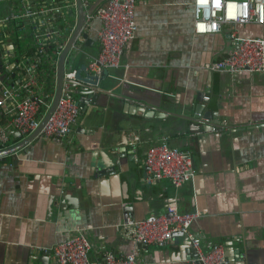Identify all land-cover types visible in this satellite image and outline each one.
Returning a JSON list of instances; mask_svg holds the SVG:
<instances>
[{"label":"crops","instance_id":"obj_1","mask_svg":"<svg viewBox=\"0 0 264 264\" xmlns=\"http://www.w3.org/2000/svg\"><path fill=\"white\" fill-rule=\"evenodd\" d=\"M194 19L193 0H139L137 33L121 65L103 73L104 91L81 102L78 85L71 142L39 136L0 158V264H59L53 248L77 228L91 241L92 260L111 251L133 254L137 264H198L182 234L158 246L122 230L128 215L162 214L171 202L198 214L192 228L204 249L222 244L234 264H264V72L205 67L234 50L233 32L264 38V24L226 23L198 34ZM23 31L5 38L12 62L30 38ZM82 49L72 60L78 71L99 53L95 32ZM84 79L94 82L82 71ZM113 86L123 99L105 93ZM139 103L156 110L138 114ZM10 119L0 110V126ZM163 138L193 154L195 176L181 187L145 179L146 151ZM21 140L11 130V145Z\"/></svg>","mask_w":264,"mask_h":264},{"label":"built area","instance_id":"obj_2","mask_svg":"<svg viewBox=\"0 0 264 264\" xmlns=\"http://www.w3.org/2000/svg\"><path fill=\"white\" fill-rule=\"evenodd\" d=\"M138 1L106 0L86 13L75 43L80 48L86 39L84 34H96L99 53L82 70L94 81H90L92 88L98 86L105 70L121 65L125 48L137 33ZM58 2L0 0V110L11 117L6 125L0 126V150L11 146V130L19 131L22 139L36 131L54 103L59 58L72 33L65 22V14L74 10L76 21L78 16L76 0L59 5ZM84 5L87 9V3ZM193 10L194 29L198 34L219 32L226 23L264 24V0H193ZM95 20L101 22L99 28L94 27ZM18 30L31 34L30 45L20 53L16 49V59L12 62L5 38ZM231 37L235 42L234 50L205 67L233 74L242 70L264 72V38L239 36L236 32ZM52 48L57 54L54 63L50 56ZM82 71L65 69L61 96L40 136L71 142L81 111L75 98L78 85L74 81ZM202 116V112H197V117ZM213 129H218L217 125L213 124ZM134 138L138 140L139 136ZM143 164L147 183L166 178L178 188L195 176L192 152L171 146L166 138L147 149ZM197 218L196 212H183L175 202H171L162 214H151L143 219L128 215L122 230L138 244L158 246L168 244L180 233L187 238L196 252V259L202 264H234L228 258L224 245L203 248L201 236L192 228ZM91 247L86 232L77 228L72 236L58 242L53 251L59 264H137L135 255H116L111 251L105 252L101 259L92 260L89 256Z\"/></svg>","mask_w":264,"mask_h":264},{"label":"water","instance_id":"obj_3","mask_svg":"<svg viewBox=\"0 0 264 264\" xmlns=\"http://www.w3.org/2000/svg\"><path fill=\"white\" fill-rule=\"evenodd\" d=\"M69 1L70 0H65L64 2H69ZM104 1H106V0H96L94 2L88 1L87 2L88 8L86 9L85 5L83 3V0H76V2H77V13H78L77 21H76V13L74 12V10H72V12L70 14L69 13L65 14L67 16L65 19V22L72 29V33L70 35L69 41H68L65 49L63 50V52L59 58L58 75H57V91H56V97H55L54 103L52 104L49 112L47 113L46 117L44 118V120L42 121V123L40 124L38 129L36 131H34L32 134H30L28 137L19 141L17 144L11 145L8 148L0 150V158L15 154L16 152H18L19 150L23 149L25 146L30 144L34 139H36L37 137L40 136L39 133H40L41 129L43 128L44 124L46 123V121L50 117V115L54 112V110L58 104L59 98L61 96L64 71L67 68L66 66H67V63L69 61V57L74 58L76 55L79 54L78 51L83 50L82 46L80 48L77 47L78 45H76L75 42L77 41L78 36L81 32V29L85 23V15L87 12H92L98 5L102 4ZM84 36L86 37V39L88 38L87 34H84ZM104 73L106 74L107 70H105ZM79 75H81V72ZM104 76L105 75L103 74V77ZM89 81H90L89 79H84V81L81 83H79L80 81H78V80L74 81V84L81 85V89L79 91L80 96L81 97L86 96V98H80L81 102H85L86 100H84V99H90V97L92 98L93 95L95 98H97L98 93L99 92L102 93L104 91L103 89H101V85H99V84H98L99 87L97 86L98 88L97 87L92 88ZM111 88L113 89L112 92L105 91V93L111 94V96L115 97L116 99H123L124 98L123 95H121L117 92V89L114 88V86ZM155 110H156V108H154V107H148L142 103H139V108H138V111L136 113L142 114V115L145 114V116H148L150 111H155ZM158 110L161 111L162 109L158 108ZM200 111H203V109ZM210 115H211L210 113H206L204 115V117H207V116L211 117ZM15 134L20 136L19 131H15ZM197 262H198V264H202L199 260H197ZM47 264H50V263L47 262Z\"/></svg>","mask_w":264,"mask_h":264},{"label":"rangeland","instance_id":"obj_4","mask_svg":"<svg viewBox=\"0 0 264 264\" xmlns=\"http://www.w3.org/2000/svg\"><path fill=\"white\" fill-rule=\"evenodd\" d=\"M17 34H18V32H17ZM22 35H23V37L26 35V32H22ZM21 45L22 46H24V45H26V46H24V47H22L21 46V49L20 50H18V53H20V51H23L24 50V48H26V47H28L29 45H30V40H29V38H24V39H22L21 41ZM27 44H28V46H27ZM78 44H80V43H78ZM81 50V49H80ZM82 51V50H81ZM81 51H78L79 53L81 52ZM50 56H51V58H52V61H53V63L56 61V58H57V54H56V50L54 49V48H52V49H50ZM72 60H76V58H71V57H69V61H68V63H67V69H70V68H72L73 67V63L71 62ZM52 76H54V72L52 71Z\"/></svg>","mask_w":264,"mask_h":264}]
</instances>
